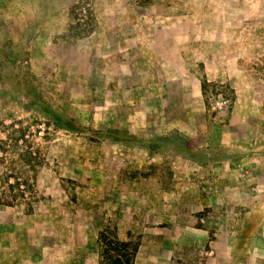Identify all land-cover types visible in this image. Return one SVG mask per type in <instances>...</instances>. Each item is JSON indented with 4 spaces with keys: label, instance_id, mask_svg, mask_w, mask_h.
I'll return each instance as SVG.
<instances>
[{
    "label": "rangeland",
    "instance_id": "obj_1",
    "mask_svg": "<svg viewBox=\"0 0 264 264\" xmlns=\"http://www.w3.org/2000/svg\"><path fill=\"white\" fill-rule=\"evenodd\" d=\"M28 1L0 0V264H264V160L228 168L208 143L224 119L212 102L264 84V0H179L146 19L122 0ZM168 16L202 34L173 40L199 64L201 118L191 84H173L183 119L160 121L137 101L167 86L118 82L125 50H163L152 21ZM220 27L225 43L208 37Z\"/></svg>",
    "mask_w": 264,
    "mask_h": 264
},
{
    "label": "crops",
    "instance_id": "obj_2",
    "mask_svg": "<svg viewBox=\"0 0 264 264\" xmlns=\"http://www.w3.org/2000/svg\"><path fill=\"white\" fill-rule=\"evenodd\" d=\"M73 1L74 0H50V3H47L41 0L35 3V0H30L28 1V4L31 9L38 8L43 10L50 7L51 9L64 10L65 8H68ZM182 1H186L187 3L192 2V4L197 2L196 0ZM227 1L228 0L223 1L222 4L219 3L218 6L227 8L229 6ZM205 2L208 6H212V0H205ZM178 3L179 0H122L123 7L125 9L135 10L134 15L138 16L137 18L139 19L147 18V13H142V10L173 8L178 7ZM242 3L243 2H240V5L244 8L245 5ZM56 12L58 11L56 10L55 13ZM40 14L43 15L42 13H39L38 15ZM33 15H36V17L27 18L29 21L27 22L28 24L33 25L40 23L43 25L46 23L45 20L41 19L45 16H38L36 12H34ZM224 19L225 18H221L222 22L220 21L218 25L224 26L226 21V19L225 21ZM154 22H156V24H160V26H164L160 29L168 30V34L165 35L166 39L164 40V43H161L163 50L158 52L152 51V55L149 60H146L144 55H141L140 51L138 53L131 52L130 54L127 50H125L122 55H118L117 57L126 60L125 65H127L128 69L126 68V71L122 75V79H118V82H123V84L138 85L151 83L163 84L167 86L166 96H164V98L162 96L160 97L157 93H149L140 96L137 101L138 107L136 110H138L140 115H142V111L144 114H147V108L152 102L154 111L157 109L156 106H162L165 114H169V117L166 116L164 118L161 115L160 118H158L160 121H162V119L170 121L183 119L178 116V112H176L177 109L173 107L175 104L173 103L172 97L176 94V92L173 91V84H191V105L199 107L198 118H201L202 94L200 91V83L202 75L200 67L198 66L199 64L196 60L189 59L185 54L188 47L185 44V41H183V44L178 45L173 40L178 36V34H180V32L183 31L185 32L183 33V36H186L190 41H192V43H194L197 39L202 37V34H198V31L188 33V23L182 17L168 16L153 20L152 23ZM222 28L220 27L219 33L214 32L209 34V39L225 43L227 36L223 30L225 31L226 27ZM108 35L109 33H107V37ZM171 36L173 38H171ZM47 37L49 36L44 34L41 30L40 34L36 38V41H39L40 44L37 43L36 46H34V53L32 55L34 58L42 50V48L39 47L46 46ZM108 39L110 38L108 37ZM153 43L154 45H150L152 47H156L157 43H155V41H153ZM165 43L168 44L165 45ZM144 44H146V39L142 42L139 41L137 46L140 47ZM165 46H167L166 50L164 49ZM113 57H115L114 54ZM106 81L108 83L110 81L109 74L107 75ZM157 111L156 114H160L157 113ZM192 117L193 119L194 117L196 118L195 111L192 114ZM222 122L223 125L221 126V130L218 132V136H211V138L208 139L209 146L217 148L218 150L214 151L223 157L220 160V163L228 168H239L244 165V162H248L249 160H264V84L248 83L245 87L237 89L236 100L233 103V106H230V111L227 116L222 119ZM171 131L172 134L175 133V130L171 129ZM197 138H200V136H197ZM142 255L144 256L143 260L148 262L149 254L143 253Z\"/></svg>",
    "mask_w": 264,
    "mask_h": 264
},
{
    "label": "built area",
    "instance_id": "obj_3",
    "mask_svg": "<svg viewBox=\"0 0 264 264\" xmlns=\"http://www.w3.org/2000/svg\"><path fill=\"white\" fill-rule=\"evenodd\" d=\"M230 101L225 98L216 99L212 102L211 110L215 114H219L222 117H226L230 111Z\"/></svg>",
    "mask_w": 264,
    "mask_h": 264
}]
</instances>
